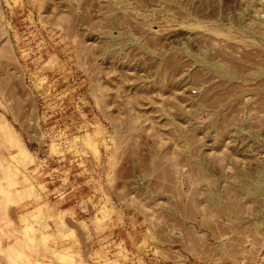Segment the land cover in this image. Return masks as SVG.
Masks as SVG:
<instances>
[{"label": "rangeland", "instance_id": "1", "mask_svg": "<svg viewBox=\"0 0 264 264\" xmlns=\"http://www.w3.org/2000/svg\"><path fill=\"white\" fill-rule=\"evenodd\" d=\"M0 264H264V0H0Z\"/></svg>", "mask_w": 264, "mask_h": 264}]
</instances>
